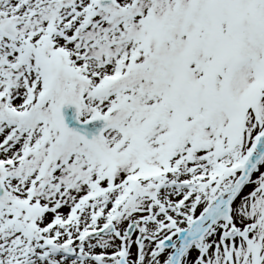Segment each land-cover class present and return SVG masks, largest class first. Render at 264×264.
<instances>
[{"label":"snow or ice","instance_id":"snow-or-ice-1","mask_svg":"<svg viewBox=\"0 0 264 264\" xmlns=\"http://www.w3.org/2000/svg\"><path fill=\"white\" fill-rule=\"evenodd\" d=\"M0 264H264V0H0Z\"/></svg>","mask_w":264,"mask_h":264}]
</instances>
